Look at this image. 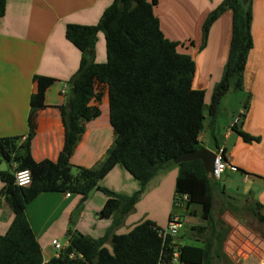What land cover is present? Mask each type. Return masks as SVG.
Instances as JSON below:
<instances>
[{"label":"trees","instance_id":"trees-1","mask_svg":"<svg viewBox=\"0 0 264 264\" xmlns=\"http://www.w3.org/2000/svg\"><path fill=\"white\" fill-rule=\"evenodd\" d=\"M5 3L6 0H0V17L4 15ZM156 3L157 0H114L96 25L66 26L65 37L81 53V61L71 79L73 89L67 96V104L58 108L65 136L56 161L37 163L31 156L37 117L46 109L45 93L55 82L52 78L34 76L37 88L30 97L27 137L23 141L21 137L0 138V164L7 158L15 164L13 172L0 171L3 183L0 205L3 199L14 215L7 232L0 235V264H170L175 250L179 252V264H212L214 257L224 256L221 245L227 232L218 229L213 212L218 182L208 178L200 161L176 165L178 175L171 214L178 209H199L207 225L191 227L192 232H197L192 236L211 231L210 238L201 247L177 246L172 237L163 240L160 229L153 222L144 221L125 235L109 232L99 240L69 231L68 246L58 257L43 263L41 247L25 213L27 205L43 193L74 194L83 203L97 190L107 197L100 217L118 215L114 228L133 210L153 178L174 166L176 158L202 148L199 136L206 121L205 111L214 120L228 91L242 89L246 59L252 46L249 1L225 0L203 24L202 42L205 43L211 25L219 16L227 10L232 13L228 59L207 108L204 92L193 88L194 61L178 51L181 44L164 37L153 13ZM99 33L104 35L105 63L94 61ZM106 91L109 119L117 136L115 146L98 170L74 167L69 157L77 135L83 131L79 121L89 120L92 112L100 114L91 104H101ZM234 131L243 141H253L239 131L238 125ZM116 166L124 168L137 181L139 189L132 195H119L99 186ZM20 170L31 173V184L27 187L15 184V173ZM184 195L188 200L177 206L175 203ZM236 201L233 198L227 204L234 206ZM260 207L255 203L251 212L264 226ZM108 239L111 250L105 247Z\"/></svg>","mask_w":264,"mask_h":264},{"label":"crops","instance_id":"crops-1","mask_svg":"<svg viewBox=\"0 0 264 264\" xmlns=\"http://www.w3.org/2000/svg\"><path fill=\"white\" fill-rule=\"evenodd\" d=\"M223 1L157 0L153 6L164 37L181 44L178 51L193 59V88L204 92L206 108L215 86L222 79L228 59L232 13L227 10L219 16L211 25L205 43L202 42V28L208 15ZM248 1L252 16V46L246 59L242 89L228 91L214 120L205 111L206 121L199 142L214 153L223 148L230 163V168L218 182L214 197L225 198L226 202L234 198L235 204L250 200L249 210L258 203L261 206L259 213L264 215V0ZM113 2L6 0L4 15L0 17V138L21 137L23 141L27 137L30 97L37 88L34 76L55 80L46 90V109L38 114L37 128L31 140V156L37 163L56 161L64 145L65 130L58 108L67 104L71 79L81 61V53L65 37V28L71 24L96 25ZM94 55L95 62H106L103 33L97 36ZM237 95L240 98H236ZM91 106L93 110L98 108L100 114L92 112L89 120L79 121L83 131L76 137L69 162L74 167L96 171L115 146L117 136L109 119L107 91L101 104L92 103ZM240 114L238 129L253 138L251 142L243 141L230 128L233 119ZM5 162L7 168L0 167V171L13 172L15 164L10 158ZM177 175L178 167L174 164L153 178L133 210L114 228L118 215L114 213L106 219L100 217L107 197L97 190L92 191L83 203L80 196L74 194H40L27 205L25 213L41 247L43 263L56 257L53 241L63 248L68 246L69 231L99 240L109 232L125 235L144 221L165 229L171 216L175 215L171 213ZM99 186L127 196L139 189L137 181L120 166L113 168ZM2 187L0 181V191ZM13 218L2 199L0 235L7 232ZM175 243L181 246L176 237ZM105 247L111 250L110 239L105 242Z\"/></svg>","mask_w":264,"mask_h":264},{"label":"rangeland","instance_id":"rangeland-1","mask_svg":"<svg viewBox=\"0 0 264 264\" xmlns=\"http://www.w3.org/2000/svg\"><path fill=\"white\" fill-rule=\"evenodd\" d=\"M237 96L236 98H240V95ZM6 164L7 162L4 161L0 167L6 169ZM250 202V200H245L240 204L230 206L225 201V198H221L220 196L215 197L213 208L214 218L218 224V229L226 231L227 235L225 238L226 240L224 239L221 245L222 254L225 257H214L212 264H238L232 261L234 259L233 252L238 253L237 248L243 250V243L245 240L251 242L262 240L264 242V226L259 223L257 218L249 210V207H251L249 205ZM174 213L180 216L182 220V227L176 235L179 245L201 247L204 244L203 241L210 238V229L205 231L201 236L199 234H196L194 237L192 236L193 232H197H192L191 227L207 225L206 222L201 219L200 211L196 207H191L188 211L178 209L175 210Z\"/></svg>","mask_w":264,"mask_h":264},{"label":"built area","instance_id":"built-area-1","mask_svg":"<svg viewBox=\"0 0 264 264\" xmlns=\"http://www.w3.org/2000/svg\"><path fill=\"white\" fill-rule=\"evenodd\" d=\"M242 118V114L239 116H236L232 123L230 128L234 129L240 122ZM230 168V163L228 159L225 156V151L223 148H219L215 152V159L213 164V177L215 182H219L222 179L223 174L227 171V169ZM15 184L18 187H27L31 184V173L29 170H20L15 173ZM70 194L67 193V196ZM188 200L187 196H182L180 201H177L175 203L177 206H180V202H186ZM182 227V220L181 217L178 215H172L167 227L165 229L159 230V235L163 238V240H166L168 237L175 238L179 229ZM243 250L238 249L236 252H233L234 259L233 262H237L238 264H264V242L258 241V242H251V241H244L243 243ZM52 247L56 251V257L59 256V254L65 249L63 246H61L60 243L57 241L52 242ZM74 255L71 254V258H73ZM179 252L178 250H175L170 264H179Z\"/></svg>","mask_w":264,"mask_h":264},{"label":"water","instance_id":"water-1","mask_svg":"<svg viewBox=\"0 0 264 264\" xmlns=\"http://www.w3.org/2000/svg\"><path fill=\"white\" fill-rule=\"evenodd\" d=\"M91 54V52L89 53ZM73 84H70V92H72ZM215 159V153L207 148H200L196 151L185 153L180 157L176 158L173 163L178 165L180 163L192 162V161H200L203 165L205 173L208 175V178L214 181L213 177V164Z\"/></svg>","mask_w":264,"mask_h":264}]
</instances>
